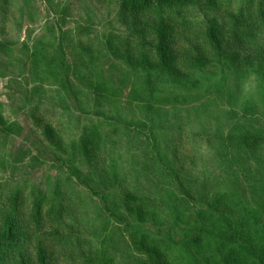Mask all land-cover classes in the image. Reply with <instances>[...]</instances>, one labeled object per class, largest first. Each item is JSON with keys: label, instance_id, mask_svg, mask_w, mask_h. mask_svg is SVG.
Segmentation results:
<instances>
[{"label": "rangeland", "instance_id": "1", "mask_svg": "<svg viewBox=\"0 0 264 264\" xmlns=\"http://www.w3.org/2000/svg\"><path fill=\"white\" fill-rule=\"evenodd\" d=\"M122 1L0 0V45L7 46L0 53V117L18 130L0 131V212L7 196L20 186L27 188V216L32 211V193H44L50 201L56 197L55 205L63 206L62 222L55 224L46 217L38 232L52 264H85L83 254L90 252L96 253L93 259L100 264L106 259L115 264H175L163 250L155 259L140 242L145 233L166 236L169 226L160 227L159 214L151 210L149 217L141 218L142 205L126 201L133 195L145 198L146 207L150 201L162 206L164 197L179 191L175 173L192 191L203 193V200L226 192L253 209L262 204L264 151L253 158L246 156L251 154L248 150L244 157L233 152L224 162L217 137L230 136L234 128L238 129L234 135L264 133V75L260 73L264 30H254L256 35L260 31L258 48L250 41L235 43L232 33L239 10L247 23L260 27L264 18L256 9L264 6V0L255 2L254 16L247 12L245 0H214L215 4L188 0L186 8L173 16L166 61L160 53L163 46L155 15L126 12ZM216 21L229 31L220 44V58H210L212 66L180 78L184 67L208 56L203 47L205 27ZM107 45H114L116 56ZM92 57L99 63L92 65ZM161 69L171 72L163 82L157 80ZM151 80L161 99L170 94L181 97L180 105L157 104L177 117L164 122L170 130L158 131L155 137L161 136L149 148L142 147L139 157L130 147L127 156L129 138L121 135L110 142L112 154L98 150L85 155L84 125L103 120L101 111L118 116L117 107L123 115L119 121L127 118L134 123L133 116L140 114L129 103L131 91L135 86L148 87ZM104 81L120 91L117 106H102V100L94 97L95 85ZM36 105L37 116L44 118L42 125L31 114ZM181 117L182 123L177 120ZM183 124L195 133L194 142L186 138L184 145L179 143ZM48 131L61 147L52 143ZM111 157L118 160L115 170ZM197 204L198 210L206 208L201 201ZM29 230L30 243L1 254L0 264H39L37 230Z\"/></svg>", "mask_w": 264, "mask_h": 264}, {"label": "trees", "instance_id": "2", "mask_svg": "<svg viewBox=\"0 0 264 264\" xmlns=\"http://www.w3.org/2000/svg\"><path fill=\"white\" fill-rule=\"evenodd\" d=\"M209 1L211 4H215L214 0ZM259 1L245 0L244 3L250 16H254L258 12L264 18V6H258L256 13L253 11V8L256 7L254 5L255 2ZM188 2V0H124L121 2V7L124 11L133 14L155 15L154 21L157 24L159 38L163 46L160 53L162 59L166 61L167 40L175 24L173 16L178 15L181 10H184ZM218 10H220V6H218ZM243 12V10H239V17L235 19L232 30L234 35L233 40L235 43L240 40L250 41L251 45H255L258 48L257 41L259 40L260 31L256 35L254 30L256 28L264 30V21L260 27L255 26V23L251 25L243 17L245 16L242 14ZM184 24L187 23L184 22ZM223 25V23L220 24V22L216 21L205 27L203 47H205V50L209 54L205 59H197L192 61L188 67H184L180 73V78H185L198 70H206L207 68L203 67L212 66L209 63L210 58H220V44L224 40V36L229 33ZM105 38L107 39L109 36L103 38L104 42ZM111 42L113 41L107 40V43L110 44ZM107 47L108 49L111 48L110 54L116 56L117 50L114 48V45H107ZM3 48L4 46L0 45V53L6 50L7 46ZM91 62L92 65L99 63L96 57H92ZM261 62H264V60ZM99 66L102 68V65ZM169 73H171L169 70L161 69L157 80L163 82L165 76ZM250 73V70L244 71L246 75ZM260 73L264 75L263 65L260 67ZM154 85L151 80L148 87L135 86L132 89L129 103L131 105L134 103L133 109L138 108L140 114V116H137V114L133 116L134 123L127 121V118L125 121H119L123 115L117 107L115 111L118 112V116L110 117L112 115L108 116L109 113L106 114L105 111H101L100 114L103 120L96 124L84 125V134L81 138L84 144L83 150L85 155L93 154L94 151L98 150L100 152L107 150V152L112 154V144L110 145V142L112 140L115 141L116 136L121 135L127 139L129 138L127 143L128 148H125L127 156L132 153L129 150L130 147L131 149L136 148V152H139L137 154L139 157L144 153L142 147L146 146L149 148L151 141H156L161 136L155 137V134L168 128L169 124L165 126L164 122H170V120H174L177 117L165 111L162 106H157V104L160 102L162 105H180L181 97L177 94H170L161 99L156 94ZM95 90L96 94L94 93L93 95L98 100H102V103H100L102 106H117L116 103L121 95L117 88L111 87L108 82L104 81L101 84L95 85ZM38 111L39 107L36 105L31 114L35 117V121L42 125L44 118L37 116ZM156 116L159 118H155ZM177 120L182 123L183 118L181 117V119ZM159 122V126L156 125ZM106 127L110 130L105 132L103 129ZM237 130L236 128L232 129L231 135L228 137H217L220 141L219 144L223 152L224 162H229L225 159L231 158L233 152H240L239 155L244 157V151L248 150L251 154L246 156L249 158H253L260 153L262 154V151H264L263 132L253 133L247 131L240 135H234L233 133ZM0 131L3 134H14L18 130L14 124L7 125L3 118L0 117ZM145 132H148V135ZM48 133L52 143L57 147H61L57 139L55 140L50 134L51 131H48ZM262 134L263 136H261ZM178 135L179 143L183 145L187 141L186 138L191 139L196 137L195 133L189 132L185 124L179 125ZM142 136L145 137V141L140 140ZM207 139L209 140L210 138ZM221 140L226 142H221ZM118 141L117 139L116 142ZM191 141L194 142V139H191ZM209 143L212 142L210 141ZM115 145L113 144V149ZM138 157L136 156L135 158L136 163ZM110 160L112 161L113 158L111 157ZM161 160L164 161L165 159L162 157ZM117 161V159L113 160L111 169L115 170L114 166ZM163 163L167 166L170 164L167 161ZM174 175L176 176L174 178L180 185L179 191L177 194L171 192L168 197H164L165 200H163L162 206L159 203L154 205L157 201H150L153 205L149 204L146 207L145 198L138 200L133 195L126 198L128 202L134 201L142 205L138 208L141 212V218L145 215L149 217L151 210L152 214H159L158 222L160 227L169 226V231L165 234L166 236L155 237L147 233L142 236L140 242L145 244V247L154 254L155 259L160 258L159 252L163 250L165 254L167 253L172 257L175 264H264V180L261 186L262 204L261 206L259 205L258 209H253L250 206L244 205L241 201L234 199L231 193L226 192L217 193L213 197L203 200V193L200 192L198 194V192L192 191L188 182L181 177L180 173H175ZM115 176H117V173H115ZM26 189L20 186L7 196L5 203H2L3 209L0 212V255H3L7 251L17 250L19 247H23L24 244H29L33 238V233H30L31 231L29 230L32 227L37 230L36 240L38 241V248H36V252L38 263L52 264L51 256L48 255L46 247L41 244L38 232L46 222V217L55 224L62 222V203L60 202V206L58 207L55 205L57 203L56 197L52 198V202L44 193H32L34 195L30 200L32 211L27 216L25 213L28 198V195L25 194ZM200 201L206 205V208L196 209L197 203ZM143 206L145 207L144 209H142ZM150 207H154L155 209H150ZM107 210L109 211V208ZM172 230H175V232L170 233ZM159 235H161L160 231ZM93 253L96 255L95 252H90L89 255L83 254L85 264H100L98 258L93 259L95 257L92 256ZM5 260L2 261L4 262ZM102 264L115 263L113 259H106ZM146 264H150V262Z\"/></svg>", "mask_w": 264, "mask_h": 264}]
</instances>
